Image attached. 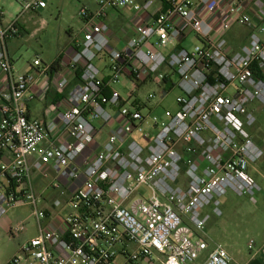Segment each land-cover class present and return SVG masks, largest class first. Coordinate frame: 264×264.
Here are the masks:
<instances>
[{
  "label": "built area",
  "instance_id": "obj_1",
  "mask_svg": "<svg viewBox=\"0 0 264 264\" xmlns=\"http://www.w3.org/2000/svg\"><path fill=\"white\" fill-rule=\"evenodd\" d=\"M228 1L97 0L95 11L79 13L83 39L58 64L35 58L29 72L17 69L9 46L23 34L22 16L47 3L17 0L22 12L7 25L0 6V219L29 205L37 228L7 264L232 263L221 245L211 248L207 229L229 193L258 204L263 191L251 169L264 150L249 128L257 121L251 107L264 106V12ZM125 9L133 31L120 45L109 18ZM238 27L251 32L237 49L228 33ZM192 36L201 44L189 50ZM102 59L111 64L101 69ZM123 77L127 98L113 89ZM74 79L60 116L54 108L45 121L30 117V102ZM148 83L162 98L179 90L177 110L158 115L155 92L140 101ZM36 176L61 191L59 213L41 208Z\"/></svg>",
  "mask_w": 264,
  "mask_h": 264
},
{
  "label": "rangeland",
  "instance_id": "obj_2",
  "mask_svg": "<svg viewBox=\"0 0 264 264\" xmlns=\"http://www.w3.org/2000/svg\"><path fill=\"white\" fill-rule=\"evenodd\" d=\"M45 1L47 3L45 9L35 13H27L21 18V24L25 25L29 32L25 34L24 38L15 41L18 50L15 53H11V56L17 69L22 72L26 71L37 57H40L45 64L50 65L66 52L71 44L73 46L76 41L83 39V21L79 17V13L84 9L91 11L97 9V0ZM0 6L4 9L7 19H11V22L18 18L22 12V7L17 0H0ZM132 16L133 14L130 12L129 17L127 16L128 20ZM200 44L197 38L192 36L188 42L183 44V47L192 50ZM175 45V42L169 43V48L164 51L165 54L170 51V48H174ZM95 64L104 69L111 64V59L96 60ZM161 70L167 71L168 68L162 67ZM107 75H111V71H107ZM126 87H130V82L123 77L121 83L114 85L113 89L127 98ZM151 92H155L158 95L153 104H161V107L157 110L158 115H162L164 109L173 112L177 110L175 101L180 94L179 90L175 89L169 92L165 98H162L159 87L148 83L141 86L137 91V98L140 101H146ZM137 98H132L129 105L136 102ZM251 109L259 116L258 122L256 121V124L249 128V132L252 136L256 134L252 133L254 131L264 135V106L255 104ZM143 112L146 113L145 110ZM107 131L106 129L103 132V139H105ZM260 197L261 195L259 194L257 197L258 204H253L247 197H238L233 193H229L222 199L224 215L220 218H212L208 224L207 232L211 248L216 244L221 245L231 254L232 258V254L248 253L249 242L258 237L262 238L264 235V203ZM31 214L32 208L29 205H22L11 210L8 214L14 226L19 223L29 222L28 231L20 237H16L22 245L32 237L37 236L36 221ZM10 237L9 233L8 238ZM2 259L3 257L0 253V261ZM195 264H201V261H197Z\"/></svg>",
  "mask_w": 264,
  "mask_h": 264
},
{
  "label": "crops",
  "instance_id": "obj_3",
  "mask_svg": "<svg viewBox=\"0 0 264 264\" xmlns=\"http://www.w3.org/2000/svg\"><path fill=\"white\" fill-rule=\"evenodd\" d=\"M164 1L167 2L168 0H164ZM193 1L196 2L197 0H193ZM242 1H243L242 4L245 5V10L251 14L255 15L256 13L262 11L264 12V0H242ZM227 2L229 1L221 0L222 5H226ZM130 12L131 10L125 9L122 11H112L110 13L109 24L117 34V40L120 41V45L126 44L130 34H132L133 31V25L131 24L130 20H128ZM10 20L11 19H7L6 17L3 22L5 25H7L11 22ZM21 27L23 29V34L20 38L15 39L10 43L9 46L10 53H15L18 50L15 41L24 38L25 34L29 32V30L25 25L21 24ZM250 32H251L250 29L243 27H238L233 29L228 33V39L230 44L237 49L240 48L243 44L247 42ZM71 46L72 44L69 47ZM59 59L60 56L51 64H54ZM29 71H31L30 65L24 72H29ZM77 84L78 81L74 79L69 83L67 89L64 92L51 93L46 100L43 101L35 100L33 102H30L29 104L30 117L40 121H45L49 117L48 115L49 111L54 108L57 109V111L54 113V116L56 117L60 116V112L58 109L60 107L61 101H63L64 98L68 96V94L73 90V88L77 86ZM255 115L258 120L259 115L257 113H255ZM1 119H2V115L0 113V120ZM252 133L253 134L256 133L255 135H253L255 138L254 140L264 150V135H260L258 132L255 131ZM258 166L252 168L251 173L263 188V191L260 194L261 195L260 198L261 201L264 203V159ZM36 180H37L36 191L44 198V202L41 205V208L47 210L52 215L59 213L60 210L54 207L53 204L57 200V198L61 197L60 194L61 191L58 189H51L49 187L50 181L48 180L41 179L38 176H36ZM8 214H6L2 219H0V253L3 257V259L0 261V264H7L11 259H13L19 253L20 248L22 246V243L17 240L18 238L17 239L15 237H10L11 239L8 238L9 233H11V229L14 227L13 221L10 219ZM45 223L48 224L49 220H47ZM251 241H254L252 249L249 248ZM251 241L249 242L248 245V250H247L248 253L244 252L236 255L232 254L233 258L231 264H264V235L262 236V238L258 237L257 239ZM200 261L202 264L203 261L202 260ZM195 263H191V264H195Z\"/></svg>",
  "mask_w": 264,
  "mask_h": 264
},
{
  "label": "trees",
  "instance_id": "obj_4",
  "mask_svg": "<svg viewBox=\"0 0 264 264\" xmlns=\"http://www.w3.org/2000/svg\"><path fill=\"white\" fill-rule=\"evenodd\" d=\"M55 64H58V61L57 62H55ZM54 68V67H53ZM169 90H170V87H169Z\"/></svg>",
  "mask_w": 264,
  "mask_h": 264
}]
</instances>
